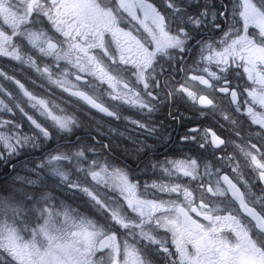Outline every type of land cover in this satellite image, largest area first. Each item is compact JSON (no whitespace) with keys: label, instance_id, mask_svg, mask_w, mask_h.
<instances>
[{"label":"flooded vegetation","instance_id":"af4514ba","mask_svg":"<svg viewBox=\"0 0 264 264\" xmlns=\"http://www.w3.org/2000/svg\"><path fill=\"white\" fill-rule=\"evenodd\" d=\"M42 3L54 8L49 20L40 23L43 17L37 16V10ZM124 3L131 15L120 28L97 6V0H0L2 129L8 121L23 126L24 144H30L25 160H30L26 163L32 166L42 155L28 119L34 114L32 105L47 108V102L54 101L80 115L87 126L79 134L80 139L61 138L49 144L45 153L63 152L79 143L93 145L117 158L144 153L148 168L143 163H134L133 167L143 183L155 182L162 187L150 189L148 202L131 187L126 192L144 216H161L167 221L171 254L165 257L166 264H264V248L254 243L246 227L251 222L256 229L264 228V216L258 212L264 191L247 169L243 175L252 186L256 208L245 201L232 216L217 217L195 207L189 213L176 200L180 188L194 174L199 181L193 186L198 188L211 186L219 172L231 174L232 167L240 162L229 159L235 151L232 141L240 142L235 133L246 128L248 120L253 127H264V12L257 10V6L264 8V0ZM53 24L63 32L59 39L64 42L59 48L50 40L56 35ZM97 53L109 63V56L144 67L156 60V79L150 89L153 103L142 105L131 85L119 105L110 98L101 104L88 95L84 97L95 109L82 100L73 102V93L82 94V90L72 87L73 73L84 75L74 66ZM96 70L103 73L99 65ZM222 74V79H215ZM62 76L67 83L60 79ZM49 77L59 80V86ZM112 87L118 92L123 84L113 83ZM5 104L12 113L3 109ZM50 116L57 117L58 113L50 112ZM241 120L244 123L238 128ZM252 143L264 153V145L256 140ZM6 153L0 146L2 167L8 163ZM251 164L264 179V159L253 156ZM115 180L123 182L120 176ZM77 234L89 247L96 244L95 238L85 232ZM105 243L113 249L115 264H119V241L113 237ZM64 245L69 247L73 260L78 256L81 264H87L84 248L68 242ZM127 256L129 264H135L131 251Z\"/></svg>","mask_w":264,"mask_h":264},{"label":"clouds","instance_id":"9594fccd","mask_svg":"<svg viewBox=\"0 0 264 264\" xmlns=\"http://www.w3.org/2000/svg\"><path fill=\"white\" fill-rule=\"evenodd\" d=\"M97 6L110 17L115 26L120 28H123L131 15L124 0H97ZM53 8L54 5L41 4L37 10V16L43 17L40 23L49 20ZM257 10L264 12V8L259 6ZM52 31L56 35L50 37L51 43L59 48L64 42L59 39L63 32L54 24ZM108 59L110 63L105 62L103 56L97 53L91 60L84 57L79 65L74 66L84 75L73 73L75 79L71 81L72 87L82 90L79 96L73 93V102L79 103L84 95H88L101 104L105 102V98H110L119 105L128 86L131 85V91L142 105L152 104L155 97L152 96L150 89L156 79L154 75L156 60L152 65L144 67L126 64L113 56H109ZM98 65L103 69L102 74H98L96 70ZM223 75L216 76L215 79L220 80ZM60 79L68 82L66 77L62 76ZM49 80L56 86L60 84L59 80H53L51 77ZM113 83L123 84V87L117 92L112 87ZM84 84L88 87H83ZM101 89L104 91L101 92ZM47 105V108H41L33 104L34 114L28 117L34 126L32 131L39 141L42 155L33 161L31 169L14 170L5 183L0 184V219L10 221L18 233H24L27 227L37 228L48 218L49 213H52L59 229L65 234V239H70L76 247L86 250L87 264H115L113 249L105 243L111 242L113 237L120 243L119 264H129L127 256L129 251L134 254L135 264H166L165 257L171 254L168 248L171 230L166 227L167 221L161 216H144L138 210V205L129 201L126 192V188L131 187L139 197L148 202L147 194L150 189L162 187L155 182L151 185L143 183L133 167L134 163H143L145 169L148 168L144 153L138 152L117 158L110 152L105 154L103 149L86 143L76 144L63 152L49 150L45 153L44 149L56 140L80 139L79 134L87 126L86 121L77 113L61 108L54 101H48ZM87 107L85 106L86 109ZM5 109L7 113L13 111L7 104ZM236 111L240 112V109L237 108ZM50 112H57L58 116L51 117ZM243 123V120L239 121L237 127ZM235 135L240 142L232 141L235 151L229 159L240 162L235 163L231 174L227 171L219 172L211 186L203 188L193 186L199 181L198 176L194 174L190 182L180 188L176 200L189 213L195 207L217 217L232 216L234 209L238 205H243L245 201H248L252 208H256L257 200L252 194V186L243 173L245 169L251 172L254 181H259L261 190L264 191V179L260 178L258 170L251 164L253 156L258 155L264 159V153H260L256 144L252 143L256 140L264 145V127H253V122L248 120L247 127L237 131ZM24 137L23 126L11 121L6 122L5 128L0 130V140H3L5 146H9L12 152L29 150L24 146ZM13 140L16 142L15 145L12 144ZM50 159L59 160L62 167L51 169ZM193 172L195 173V168ZM33 175L35 178H32ZM116 176L122 177L123 182L117 183ZM69 196L83 200L84 205H73L67 199ZM53 202L57 204L59 211L52 209ZM258 212L264 216V202L260 204ZM168 215L170 218L171 214ZM240 222L244 223L243 218ZM246 227L253 234L254 243L264 248V228L256 229L251 222ZM85 228L94 235L96 241L91 247L79 237L72 235ZM0 264H16L15 255L3 243H0Z\"/></svg>","mask_w":264,"mask_h":264},{"label":"rangeland","instance_id":"374dc122","mask_svg":"<svg viewBox=\"0 0 264 264\" xmlns=\"http://www.w3.org/2000/svg\"><path fill=\"white\" fill-rule=\"evenodd\" d=\"M0 130H2L1 124ZM15 143L13 140L12 144L15 145ZM1 144H4L3 140H0V146ZM4 148L7 150V154L14 153L5 144ZM54 160L57 159L51 160L50 168L53 170L61 168V162ZM67 199L75 206L84 205L83 200L74 196H69ZM51 207L53 210L59 211L55 202L52 203ZM81 232H85L89 237L94 238V235L87 228ZM72 235L81 240V235L79 236L77 233H72ZM66 242L68 245H74L70 239H65V234L59 229L55 215L52 213H49L48 218L40 223L37 228L27 227L24 233H18L10 221L0 219V243L6 244L11 249L18 264H62L63 260L66 261V264H81L78 256L73 260L68 246H62ZM67 259L70 261L68 262Z\"/></svg>","mask_w":264,"mask_h":264},{"label":"trees","instance_id":"16d2710c","mask_svg":"<svg viewBox=\"0 0 264 264\" xmlns=\"http://www.w3.org/2000/svg\"><path fill=\"white\" fill-rule=\"evenodd\" d=\"M27 152H30V149ZM22 155L26 156L27 154H22ZM17 160H18L17 158L10 157L7 165L2 167L0 164V184L5 183L7 178L11 175L13 170L17 167L18 165ZM13 166H15V168H13ZM17 211L20 212V210H17Z\"/></svg>","mask_w":264,"mask_h":264},{"label":"water","instance_id":"95a60500","mask_svg":"<svg viewBox=\"0 0 264 264\" xmlns=\"http://www.w3.org/2000/svg\"><path fill=\"white\" fill-rule=\"evenodd\" d=\"M84 102L90 103L87 99L83 98L82 99Z\"/></svg>","mask_w":264,"mask_h":264},{"label":"snow or ice","instance_id":"6c2138e0","mask_svg":"<svg viewBox=\"0 0 264 264\" xmlns=\"http://www.w3.org/2000/svg\"><path fill=\"white\" fill-rule=\"evenodd\" d=\"M121 179H123V178L121 177Z\"/></svg>","mask_w":264,"mask_h":264}]
</instances>
